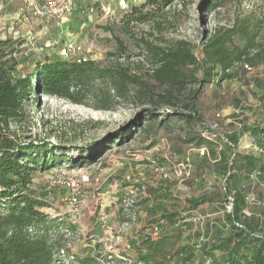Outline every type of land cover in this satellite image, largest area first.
I'll use <instances>...</instances> for the list:
<instances>
[{"label": "rangeland", "instance_id": "obj_1", "mask_svg": "<svg viewBox=\"0 0 264 264\" xmlns=\"http://www.w3.org/2000/svg\"><path fill=\"white\" fill-rule=\"evenodd\" d=\"M144 1L126 7L119 0H103L91 16L77 11L64 27L32 17L23 0H0V41L12 40L22 74H29L37 62L44 63L45 59L86 60L102 69L127 67L138 77V84L112 94L115 97L109 111L96 109V98L76 105L56 97L30 95L31 119L24 127L32 140L57 147L61 155L67 153L61 170L52 168L34 175L32 192L46 202L44 213L74 227L71 232L62 230L60 250L66 257L91 255L97 264H140L136 262L137 249L142 247L146 231L160 221L157 238L166 244L159 258L165 256L167 264H216L222 253L212 252L211 246L212 241L229 234L225 222L229 197L224 200L223 164L216 156H201L197 149L205 146L197 142L204 137L212 144L206 149L218 153L226 137L234 134L238 137V152L256 153L250 131L264 128V49L258 46L251 51L253 56L263 50L262 57L254 56L253 65H246L244 72L241 64L233 66L235 80L205 85L198 112H186L178 102L175 109L163 106L166 86L155 81L154 65L143 60L137 44L143 39L169 49L183 41L190 45L197 60L203 61L205 46L215 33H238L225 47L232 52L246 42L238 29L245 23L250 28L257 23L260 29L255 42L264 45V0H176L159 20V29L152 24H126L124 16ZM78 5L85 10L88 2L79 0ZM19 41L21 46L15 44ZM202 72L201 64L185 69L195 77ZM99 83L96 80L94 86ZM195 90L196 86L186 85L178 99L184 103ZM145 109L156 110L157 121L167 110L191 118L189 123L175 119L167 127L158 122L149 126L143 115ZM94 148L99 158L83 167L86 151ZM69 161H77V167H71ZM93 164H99V170L85 171ZM57 171L76 178L83 171L101 177L99 187L85 186V200L77 213L66 202L67 188L45 192L46 182ZM237 175V185L245 187L247 179ZM253 192L244 213L258 217L264 203V183ZM262 195V202L253 201ZM202 198L209 202L192 207L190 202ZM146 251L142 248L143 253Z\"/></svg>", "mask_w": 264, "mask_h": 264}, {"label": "trees", "instance_id": "obj_2", "mask_svg": "<svg viewBox=\"0 0 264 264\" xmlns=\"http://www.w3.org/2000/svg\"><path fill=\"white\" fill-rule=\"evenodd\" d=\"M175 1L145 0L140 6L132 7L123 21L126 24H152L159 29V20ZM259 29L257 23L253 28L247 23L242 25L238 32L246 38L245 45L232 52H227L225 47L231 37L238 33L218 31L205 46L203 61H198L190 45L183 41L165 49L141 39L137 47L143 60L154 65L152 76L155 81L166 86V94L161 98L163 106L175 109L178 102L181 110L198 112V100L205 85L214 81L235 80L237 74L231 71L235 64H241L244 72L246 65H253L254 56L262 57L263 50L251 55V51L258 46L264 49V45H256L255 42ZM15 44L21 46L22 42ZM12 46L14 43L11 39L0 41V264H97L96 257L91 255L82 258L61 255L62 230L71 232L74 227L64 219L51 218L44 213L46 202L32 192L34 175L61 168L67 161H64L67 153L61 155L57 147L32 140L30 131L24 127L31 119L30 95L56 97L76 105H84L86 99L96 98V109L109 111L112 98L128 90L130 84H138V77L127 67L102 69L93 61L49 62L47 59L44 63L37 62L34 69L24 75L19 70V59L14 55L16 50ZM199 64L203 66L200 77L185 73L186 68ZM96 80L101 82L97 87L94 86ZM189 84L196 86V90L183 103L178 99V94ZM155 112L153 109L143 110L149 126L158 122L162 127H167L175 119L189 123L191 118L189 114L167 110L157 121ZM250 134L255 141L256 153L238 152V137L234 134L226 137L218 153L207 149L208 155L216 156L223 164L221 170L226 183L224 200L226 197L232 199V211L225 214L229 234L212 241L211 251L222 253V258L216 264H264V203L258 217L244 213L248 195L264 183V128L255 127ZM197 145L206 148L212 144L201 136ZM86 152L88 155L81 162L83 167L86 162L94 163L100 156L96 148ZM69 162L71 167H77V161ZM230 167L232 173L227 177ZM237 174H243L247 179L245 187L237 185ZM208 200L202 198L190 204L196 208ZM261 200L263 195L255 199V203ZM152 212L149 210L150 214ZM165 244L164 239H144L142 247L137 249L136 262L167 264L165 256L159 258L164 255ZM142 248L147 250L146 253L142 252ZM247 249L250 256L246 254Z\"/></svg>", "mask_w": 264, "mask_h": 264}, {"label": "built area", "instance_id": "obj_3", "mask_svg": "<svg viewBox=\"0 0 264 264\" xmlns=\"http://www.w3.org/2000/svg\"><path fill=\"white\" fill-rule=\"evenodd\" d=\"M88 2L85 10L80 9L81 13H85L91 16L94 12L95 6H100L103 4V0H86ZM121 4L128 7L137 2V0H119ZM23 4L26 7L28 13L36 19H49L57 24H61L63 20L74 12L76 9L75 0H23ZM119 4V3H118ZM252 143H255L253 140ZM257 151V149L255 148ZM201 156L207 155V149L202 147L197 149ZM99 164H93L91 167H87L85 171L99 170ZM61 170V168L59 169ZM81 172L79 178L73 175H68L65 171H57L53 174L54 177L46 182L45 192H51L59 187H65L69 191V197L66 199L67 204L71 207L74 213L79 211L82 202L85 200L84 188L86 185L91 184L94 187H99L101 183L100 175H86ZM249 196H253L249 194ZM255 202V198L253 200ZM248 202V201H247ZM227 208V213L232 211V199L229 197V204ZM160 223L152 226L148 231L144 239H156L160 233ZM61 255L63 253L60 251ZM209 264V263H206Z\"/></svg>", "mask_w": 264, "mask_h": 264}, {"label": "crops", "instance_id": "obj_4", "mask_svg": "<svg viewBox=\"0 0 264 264\" xmlns=\"http://www.w3.org/2000/svg\"><path fill=\"white\" fill-rule=\"evenodd\" d=\"M76 1V9L74 10L73 13H71L70 15H68L61 24H63L64 27H67V23L70 22V19H72L73 15L75 14V12L79 11L82 8V6L78 5V1L79 0H75ZM102 8L104 9V7L102 6ZM81 13V12H80ZM82 14V13H81Z\"/></svg>", "mask_w": 264, "mask_h": 264}, {"label": "water", "instance_id": "obj_5", "mask_svg": "<svg viewBox=\"0 0 264 264\" xmlns=\"http://www.w3.org/2000/svg\"><path fill=\"white\" fill-rule=\"evenodd\" d=\"M224 142H225V141H224ZM231 172H232V170H231V167H230L229 170H228V175H227V177L230 176Z\"/></svg>", "mask_w": 264, "mask_h": 264}]
</instances>
